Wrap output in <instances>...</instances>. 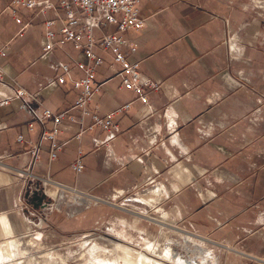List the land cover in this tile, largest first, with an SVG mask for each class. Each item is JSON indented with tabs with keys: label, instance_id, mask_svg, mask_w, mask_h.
I'll list each match as a JSON object with an SVG mask.
<instances>
[{
	"label": "crops",
	"instance_id": "1",
	"mask_svg": "<svg viewBox=\"0 0 264 264\" xmlns=\"http://www.w3.org/2000/svg\"><path fill=\"white\" fill-rule=\"evenodd\" d=\"M11 1L0 0V100H9L0 107V251L9 255L12 244L16 247L29 234L59 247L93 230L135 249L152 241L161 247L171 234L144 216L151 209L170 226L208 241L215 264H264V5L254 6L251 0H141L144 27L123 34L128 40L124 51L160 88L150 91L149 103L143 104L121 88L113 55L95 45L94 53L102 59L95 78L101 92L90 110L105 116L127 103L131 108L114 117L121 131L115 140L108 141V134L95 127L78 141L80 123L69 117L79 95L73 81L83 73L75 69L65 85L51 82L61 74L60 64L88 59L71 43L44 53L46 21L55 22L56 40L62 38L65 15L59 0L43 13L18 8L22 24L6 10ZM116 32L115 25H107L94 28L92 35L99 40ZM18 87L33 96L26 103L34 112L68 111L53 161L50 143L42 138L53 123H35L29 131L31 118L16 98ZM35 145L40 148L32 165ZM79 150L83 170L77 173L71 163ZM145 155L146 163L140 159ZM25 170L37 178L29 182L32 189L38 180L50 182L45 194L55 202L52 207L37 209L28 202L38 222L22 207ZM61 186L98 203L74 213L57 207ZM150 195L157 201L154 208L140 201ZM219 246H233L247 256Z\"/></svg>",
	"mask_w": 264,
	"mask_h": 264
},
{
	"label": "built area",
	"instance_id": "2",
	"mask_svg": "<svg viewBox=\"0 0 264 264\" xmlns=\"http://www.w3.org/2000/svg\"><path fill=\"white\" fill-rule=\"evenodd\" d=\"M141 0H59V6L63 10L65 19L63 26L59 30V34L62 36L60 40H56V32L52 30L54 21H46V38L48 43L44 47V53L48 54L52 51L62 48L65 44L71 43L73 47L80 50L88 59V63L75 62L74 66L70 64H60L59 68L61 74H59L55 81L51 83H58L65 85L67 83V77L71 76L75 69L80 70L83 73V78L73 81V88L79 91V95L74 102L72 110L74 115L69 117L71 122L78 121L80 123V129L75 139L81 141L84 134L92 131L95 127H100L104 132L108 134V141L115 140L121 133L119 126L114 122L116 115H121L127 112L131 108V103H127L118 107L113 112H109L105 116L99 115L97 112L90 110L89 105L97 94L101 92V85L95 83L97 69L102 64V59L95 55L94 46L99 44L104 50L110 52L113 55L114 63L119 66L117 76L121 79V88L133 92L139 101L147 105L149 103V92L157 91L160 88L159 82H154L148 78L142 71L139 62H130L128 54L124 51V47L127 45L128 40L124 38L123 34L129 30L139 31L144 27L145 20L140 17L139 4ZM254 6L264 5V0H251ZM55 6L52 0H12L10 5L6 8L11 12L12 16L16 18L18 24H22V20L18 15V8L26 10L39 9L41 13L53 9ZM120 16L118 18L117 16ZM107 25H115L117 32L115 34H105L99 40H95L92 31L94 28H102ZM87 37V42L83 43V38ZM137 47L135 44L130 46V52H136ZM231 53H233V47H230ZM235 58V57H232ZM3 69L0 67V81L3 80ZM33 97L29 95L25 89L18 87L16 92V98L22 101L21 109L24 110L29 116L28 122L29 131L34 130L35 123L44 124L45 121H52L53 127L50 131H45L42 138L50 143V160L53 161L57 158L60 151V144L57 141L58 135L62 131L63 123L66 120L67 112H53L51 109H44L43 112L37 113L31 110L26 103L27 97ZM9 105V100H0V107ZM86 118H90L92 123L85 125ZM18 140L23 141V137L20 136ZM39 145L33 147L32 153L34 155L33 164L38 158ZM83 152L79 150L77 159L71 163V168L80 173L83 170L82 163ZM142 162L148 161L147 155L140 158ZM22 175L25 178V182L35 181L37 178L33 175L32 171H22ZM49 180H38V186L45 193V189L49 184ZM36 184V185H37ZM32 190V187H30ZM27 192H25V199L28 201ZM81 194L75 189H71L66 186H61L57 201H61L68 196V194ZM53 201V200H52ZM54 203L50 204L52 207ZM28 214L34 215L29 205L26 207ZM182 233L188 236V239L193 243L196 240L203 246L193 243V246L197 245L199 249L204 248L209 256L205 261H192L191 264H213V260H210V251L208 241H205L201 237H197L189 231L178 229ZM174 235V234H172ZM176 236V235H174ZM185 241L183 238H181ZM177 241V239H175ZM172 242V243H170ZM173 241H166L164 248L168 246L169 249H173ZM220 249H225L229 252L245 255L242 252L236 250L233 246H219ZM191 251V250H190ZM209 251V252H208ZM194 252V251H192ZM205 252V253H206ZM175 254H179L174 251ZM206 255H204L205 257ZM178 257H181L179 254ZM212 257V256H211ZM182 258V257H181ZM204 259V258H203ZM165 263V262H164Z\"/></svg>",
	"mask_w": 264,
	"mask_h": 264
},
{
	"label": "rangeland",
	"instance_id": "3",
	"mask_svg": "<svg viewBox=\"0 0 264 264\" xmlns=\"http://www.w3.org/2000/svg\"><path fill=\"white\" fill-rule=\"evenodd\" d=\"M25 185V190L30 191V187H32V185H29L26 182ZM25 192L23 193L21 201L24 212L28 214L26 207L29 205L31 208V206L28 203L30 200H24ZM150 194L156 196L157 192L151 191ZM71 195L74 196V193L68 194L70 197L61 200L56 206H60V208L74 213L75 211H80V209H89L94 207L96 206L95 204L98 203L95 201V198L91 197L89 194H78L83 196V198L78 200L73 199ZM143 195H148V193L146 192L141 194V196ZM155 199V197L151 196L149 198L140 199V201L145 202L147 205L154 208V204L157 202ZM52 203L55 202L52 201ZM31 210L34 215L31 216L28 214V217L30 220L38 222L37 219L39 216L36 215L32 208ZM147 211L148 213H146L147 215H144L145 217L149 218L152 223L158 224L157 227L160 228H158L159 230L164 229L168 232V234H171L168 236V241H173L174 238L173 249H169L168 246L164 248L166 239L162 242L161 247H159V243L155 240L157 243L152 241L142 249H135L130 246L120 244L118 241L114 240L101 230H93L79 236L70 237L66 243L60 245L59 247H49L43 238L36 234H29L20 240L21 246H19L18 249H10L11 253L9 255L0 251V264H137L138 260L136 258H131L133 261L132 263L130 261V263L128 262L127 252H125L124 247L132 249L134 253L139 256L142 255L149 258L152 261L149 264H191L192 261L202 262L203 260H206V256L204 257V255L207 254L206 250L204 248L198 249L193 246L194 242H189L185 233L176 229L183 228H180V226L172 227L167 224L164 219L159 218V215L153 214L151 209H147ZM175 239H177V241H175ZM113 242H115V246ZM207 247H210V245L208 244ZM174 251L179 253L182 258L178 257L179 254H175ZM213 261H215V259H213ZM213 264L215 263L213 262Z\"/></svg>",
	"mask_w": 264,
	"mask_h": 264
},
{
	"label": "water",
	"instance_id": "4",
	"mask_svg": "<svg viewBox=\"0 0 264 264\" xmlns=\"http://www.w3.org/2000/svg\"><path fill=\"white\" fill-rule=\"evenodd\" d=\"M27 197L35 208H48L52 203V199L39 188L38 184L34 185L33 189L27 192Z\"/></svg>",
	"mask_w": 264,
	"mask_h": 264
},
{
	"label": "bare ground",
	"instance_id": "5",
	"mask_svg": "<svg viewBox=\"0 0 264 264\" xmlns=\"http://www.w3.org/2000/svg\"><path fill=\"white\" fill-rule=\"evenodd\" d=\"M59 195V194H58ZM70 197V196H69ZM68 197V198H69ZM71 197H73V199H75V200H78V199H81V198H83V196H80V195H77V194H74V196L73 195H71ZM186 235V234H185ZM186 238L188 239V236L186 235ZM189 242H191L190 240H188ZM193 242L194 243H196V244H198V245H201V246H203L201 243H198L196 240H193ZM19 246H21V242H19V244L16 246V247H14V245L12 244V246L10 247V249L11 250H14V249H18L19 248ZM195 247H197V245H195ZM201 248V247H200ZM124 250H125V252H127V256H128V262L130 261L131 263L133 262L132 260H131V258L132 259H134V258H136L137 260H138V263L137 264H149L150 262H152L149 258H147V257H145V256H139L138 254H136V253H134V251L132 250V249H129V248H126V247H124ZM203 251V250H202ZM134 253V254H133ZM139 256V257H138ZM208 256V254H206V257ZM203 261H205V260H203ZM129 262V263H130ZM157 263V262H156ZM5 264H7V263H5ZM158 264H160V263H158Z\"/></svg>",
	"mask_w": 264,
	"mask_h": 264
}]
</instances>
